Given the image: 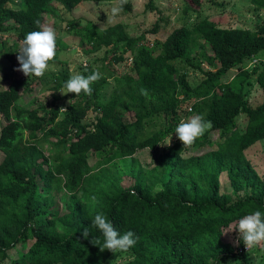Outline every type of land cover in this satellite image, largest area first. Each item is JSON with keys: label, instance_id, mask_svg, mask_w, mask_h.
<instances>
[{"label": "trees", "instance_id": "1", "mask_svg": "<svg viewBox=\"0 0 264 264\" xmlns=\"http://www.w3.org/2000/svg\"><path fill=\"white\" fill-rule=\"evenodd\" d=\"M82 1L0 0V47L11 67L17 52L7 49L3 38L7 32H15L22 40L26 33L39 30L36 20L44 25L45 15L54 16L56 4L72 11ZM256 4L264 11V0ZM189 11L187 6L185 12ZM158 31L156 24L150 33ZM71 32L90 44L92 52L106 48L100 68L88 67L81 73L95 70L101 74L91 85V95H60L70 77L66 70L36 77L33 83L4 74L9 85H0V116L6 122L0 130L4 154L0 162V261L20 245L18 258L11 264H106L115 253L101 252L82 235L88 228L89 239L103 242L91 224L98 212L121 234L132 231L138 238L129 250L133 260L125 264H222L231 257L243 259L248 252L238 253L221 236L224 227L244 215L255 210L264 213V186L245 154L264 140V103L256 108L249 105L246 85L251 74L242 68L246 59L264 51V21L252 31L220 28L203 20L192 28H176L165 41L152 44L145 34L130 36L122 23L100 30L88 22L71 27ZM59 52L57 38V54L49 64L59 61ZM129 56L130 70L118 76L113 64L126 62ZM176 61H184L205 78L193 87L187 71L179 72ZM233 69L238 70L236 76L222 82ZM47 76L52 83V104L25 108L23 94L31 93L36 82H46ZM109 79L114 80V89L102 102ZM257 82L264 92V72ZM66 99L71 104L60 111L56 103ZM189 106L193 114L212 124L198 138L199 153L183 157L186 148L177 142L159 156L152 169L145 170L132 160L124 165L135 178L132 188L110 179L115 161L133 158L141 150H155L174 133L179 113H190ZM91 111L93 120L83 123ZM242 115L247 124L240 132ZM161 118L164 124L151 131ZM92 156L99 172L89 164ZM133 165H138L136 170L130 169ZM224 172L235 189L251 194L237 201L221 194L219 177ZM56 192L64 195L62 212L61 205L54 206Z\"/></svg>", "mask_w": 264, "mask_h": 264}, {"label": "rangeland", "instance_id": "2", "mask_svg": "<svg viewBox=\"0 0 264 264\" xmlns=\"http://www.w3.org/2000/svg\"><path fill=\"white\" fill-rule=\"evenodd\" d=\"M256 1L257 0H198L197 3L195 0H126L121 4L120 1L96 3L85 0L77 5L72 11H67L61 5L56 4L54 10L55 17L51 14L45 15V23L52 26L56 31V37L58 38L60 45L59 61L57 63L49 64V68L44 75H50L52 72L54 73L64 70L68 71L70 75H73L78 73L81 74L88 67L97 70L100 68L101 62H99V60L104 56L106 48L92 52L90 44L86 41L83 42L80 37H77L72 33L71 27H83L87 25L88 22H94L100 30H103L117 23H122L126 26L130 36L138 37L145 34L147 42L150 44L155 41H165L167 36L176 28L183 25L192 28L196 23L203 20L211 21L220 28H241L255 31L264 21V11L258 8ZM114 6L119 7L120 11L114 16L111 23H106L107 13H110L111 8ZM187 6H189L191 10L188 13L185 12ZM156 24L159 26L158 33H150ZM101 25H103V27H101ZM4 37H6L5 42L8 45L7 49L10 52L16 51V55L18 56L21 40L17 37L15 32L11 31L7 32ZM15 45L17 47L14 48L13 46ZM196 49L198 48L193 50L191 57H194ZM119 51L120 50H118V52ZM207 52L209 55H212L209 48H207ZM17 56L14 61L15 66L13 69L10 61L3 55V50L0 47V85L2 87H8L9 85V82L3 80L4 74H9L11 77L26 78L29 83H33L36 78L35 76L27 77L22 72L15 70L19 67ZM131 62L132 57L129 56V59L126 62L113 64L117 70L116 72L118 73V76L130 70L132 65ZM175 64L178 67L179 72L187 71L188 80L193 87L199 85L205 78L202 73L190 68L184 61H176ZM85 65L87 68H85ZM114 67H110V69ZM204 68L207 69L206 66ZM242 68L251 74L250 84L246 85V99L251 107L256 108L264 103V92L257 82L258 76L264 72V51L254 57L246 59L242 64ZM254 69L257 71H254ZM237 72V69L231 70L227 76L223 78L222 82L231 81L232 78L236 76ZM45 81L46 82L43 83L36 82L33 84V91L31 93L23 94L22 102L24 103L25 108L34 109L38 108L41 104H52L54 98L53 91L50 89L52 83L48 76ZM108 83L109 84L102 92V102H106L110 98L114 89V80L109 79ZM60 95L64 96L62 93ZM68 102V99L63 101L60 100L57 101L56 106L65 108V105H67ZM184 107H186V105ZM191 110L190 107V113L181 111L178 115L179 121L181 119L195 116ZM94 114L95 113L92 111L89 112L88 117L83 120V123H90L93 120ZM127 118L130 120L132 116L130 115ZM164 121L165 119L161 118L151 127L150 130L154 131L160 128L164 124ZM5 123V119L0 116V130ZM246 124V117L244 115L240 116L238 118V129L240 132L244 130ZM212 137L214 140L219 141L217 135H212ZM177 142L181 141L173 133L155 150H141L137 152L133 158L115 161V167H113L110 179L118 181L124 188H132L134 186L135 178L131 176L130 172H127L124 165L131 164L132 160L137 161L145 170L152 169L157 166L156 160L159 156L167 152L168 147ZM45 147L46 149H49L50 146L46 144ZM199 147L200 145L197 139L194 145L191 147H185L186 151L184 152L183 157H189L199 153ZM214 148L216 147L214 146ZM204 150L205 149L202 148L200 152H203ZM245 154L257 173V177L264 186V140L251 146L245 151ZM3 158L4 154L0 150V162ZM89 164L92 169L99 172L100 167H98L96 157H90ZM137 167L138 165H133L130 169L133 168L132 170H136ZM167 179L168 178H166V180ZM219 185V192L230 196L233 201L245 198L251 194V191L246 195V190L235 189L228 174L225 172L221 173L219 177ZM53 196H55L54 206L58 208L62 203L64 195L63 193L56 192L53 193ZM62 210L63 208L61 205L60 212H62ZM226 229L227 227L222 229V242L235 248L239 236L238 230L223 234ZM240 243L241 242L238 244ZM18 248H20V245L16 249L11 250L9 252V258L5 261H0V264H11L13 260H16L18 258ZM133 257L134 253L132 251L115 253L106 264H125L133 260ZM222 264H264V253L259 249H252L243 259L231 257L223 259Z\"/></svg>", "mask_w": 264, "mask_h": 264}, {"label": "clouds", "instance_id": "3", "mask_svg": "<svg viewBox=\"0 0 264 264\" xmlns=\"http://www.w3.org/2000/svg\"><path fill=\"white\" fill-rule=\"evenodd\" d=\"M123 2L124 0H120L121 4ZM119 11V7H112L110 13H107L106 23H111ZM34 23L39 30L26 33L20 41V51L17 56L19 67L15 70L22 72L27 77L35 76L39 78L43 77L49 68V62L57 54V37L56 31L52 26L42 25L40 20H36ZM85 68H87L86 65ZM100 78L101 74L95 70L87 75L79 73L70 75L65 81L63 89L59 92L64 95L75 93L76 96H79L82 92L86 95H91V85ZM141 93L147 95L145 89H141ZM71 101H69L70 104ZM65 110L67 109L63 107L60 109V111ZM211 126V121H205L202 116L195 115L187 119H181L174 129V134L184 147H191ZM91 224L100 231L103 242H101L100 238L89 239L88 228L83 229V238L98 246L101 252L105 250L112 253L127 252L137 243L138 238L135 237L134 232L127 231L121 234L102 212L94 215ZM236 230L239 233L237 243L242 242L248 252L252 249H259L264 253V213L255 210L244 215L235 223L228 225L223 234Z\"/></svg>", "mask_w": 264, "mask_h": 264}, {"label": "built area", "instance_id": "4", "mask_svg": "<svg viewBox=\"0 0 264 264\" xmlns=\"http://www.w3.org/2000/svg\"><path fill=\"white\" fill-rule=\"evenodd\" d=\"M4 36H5V35H4ZM4 36H3V38H4V40H5L7 36H6V37H4ZM131 63H132V62H131ZM13 77H15V76H13ZM189 108H190V106H189ZM189 108H188V109H189ZM235 249L237 250L238 253H242V252L247 253V252H248V250H246V248H245L244 245L242 246V245H240V244H238V243H237V245L235 246ZM250 251H251V250H250Z\"/></svg>", "mask_w": 264, "mask_h": 264}]
</instances>
